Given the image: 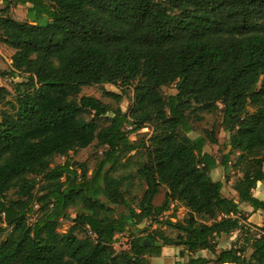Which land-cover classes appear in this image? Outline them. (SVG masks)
Listing matches in <instances>:
<instances>
[{
	"label": "trees",
	"instance_id": "trees-1",
	"mask_svg": "<svg viewBox=\"0 0 264 264\" xmlns=\"http://www.w3.org/2000/svg\"><path fill=\"white\" fill-rule=\"evenodd\" d=\"M3 5L0 43L15 53L0 79L20 74L26 80L13 84L14 101L0 88V264H150L164 247L180 248L187 264H264V225L251 233L240 209L248 204L264 212L254 195L264 184V0ZM18 6L28 7L29 22L9 15ZM104 85L133 88L127 112L81 96L83 87ZM104 94L117 104L124 98ZM204 113L221 115L229 134L220 164L205 152V137L189 136ZM145 128L148 140L130 139ZM94 144L102 158L91 174L70 159L54 166L57 157ZM120 166L136 169L129 180L145 186L136 205L126 198L129 189H121L123 179L113 176ZM219 167L225 181L211 176ZM231 170L241 173L233 185L239 203L223 193ZM162 189L165 201L155 206ZM11 192L15 199H8ZM173 202L188 210L186 218L160 221ZM72 207L76 217L61 233ZM147 220L177 237L154 230L118 252L117 236L134 237ZM236 232L242 246L218 252L220 240Z\"/></svg>",
	"mask_w": 264,
	"mask_h": 264
},
{
	"label": "rangeland",
	"instance_id": "rangeland-1",
	"mask_svg": "<svg viewBox=\"0 0 264 264\" xmlns=\"http://www.w3.org/2000/svg\"><path fill=\"white\" fill-rule=\"evenodd\" d=\"M4 8L3 0H0V10ZM9 15L16 21L26 23L29 22L28 17V7L27 6H18L15 8H12L9 12ZM15 53V50L8 47L7 45L0 43V72H9L12 67V57ZM26 80L25 75H20L16 77H11L9 75L4 76L0 79V88H6L9 90L12 94L8 96L7 100L14 101V92H13V84L20 83ZM105 91L114 92L118 94H123L124 98L123 100L117 104L113 99L106 96L104 94ZM165 94L174 93L175 89H164L163 90ZM81 96H92L99 100H101L104 104L110 105L111 108H121L123 112H127L131 102L133 100V88L132 89H126L125 92L116 86L113 85H104V86H86L82 88V94ZM203 116V120L201 122L192 121L193 129L194 131L189 135L192 139H197L198 137H205L208 140L207 146L205 147V152L210 153L220 164L225 154H227L230 150L228 147L229 144V134L224 131V129L221 126V115L219 114H201ZM127 130H131L130 127H127ZM151 131L147 128L143 129L140 132L130 134V139L132 141H141L145 138V141L148 140L150 137ZM215 141L217 144H215ZM142 156V152L139 153H133L132 154V160H136L137 158ZM102 158V149H98L96 144L92 145L91 147L77 151L75 153H71L68 158L65 157H57L54 161V166L64 164L67 159L73 160L74 162L79 163H85L89 170L90 174L95 169L97 162ZM232 163L236 161V155H233L231 157ZM125 164H129V159L124 160ZM129 166V165H128ZM128 166H120L117 171L114 172L113 176L115 178L123 179V185L121 186V189L125 192L127 189H129V193H126V198L129 200H132L133 205H136L138 200H140L143 196L145 186L143 183H140L138 179L129 180V173L132 171V173L135 174L136 169H132ZM220 170V173H214L213 179H218L219 177L224 179L227 173L223 171L221 167L218 168ZM230 177V182L232 181L233 184L238 180V178L241 176V173L235 170H231L228 174ZM225 192H231V185L229 183L225 184ZM110 193L114 194L115 189L109 188ZM165 194L166 190L162 189L161 193L155 198L154 205L155 206H161L165 201ZM16 195L11 192L8 195V199H15ZM178 206V203L173 202L170 206V210L167 211L162 218H160V221H166V220H172L173 222L176 221H183L188 213V210L185 207H182L181 205ZM178 208L177 210L175 208ZM37 209V208H36ZM123 208H120L119 211H122ZM78 212V208L72 207L69 210V219L61 220L59 225V232L65 233L68 231V229L73 224V219L76 217V214ZM245 216V215H244ZM34 220V219H33ZM247 220V219H246ZM246 224L248 226H251L252 228L259 229L260 227L256 226L254 223L249 222L247 220ZM0 227H3L0 223ZM5 228V227H4ZM145 230V231H143ZM147 230V231H146ZM154 230H162V232L170 237V238H176L178 235V232L176 230H173L167 226H162L160 224L153 223L151 220L144 221L138 229L134 232V237H131L127 234L126 238H124L122 241L123 243L119 246H117L118 252H124L130 250L131 243L134 238L137 237H144L147 236L150 232ZM243 236L240 232H236L232 234L227 240L230 242L229 247H232L233 243L238 242L240 246H242ZM249 249V248H248ZM250 249L248 250V254H250ZM203 253L206 254L204 251ZM202 253V255H204ZM156 264H163V262H158Z\"/></svg>",
	"mask_w": 264,
	"mask_h": 264
},
{
	"label": "crops",
	"instance_id": "crops-1",
	"mask_svg": "<svg viewBox=\"0 0 264 264\" xmlns=\"http://www.w3.org/2000/svg\"><path fill=\"white\" fill-rule=\"evenodd\" d=\"M214 173L218 174L220 173V170H218V168L215 169L211 173L212 178H213ZM214 180L219 181L221 180V178L219 177L218 179H214ZM223 180L224 179H222L221 181ZM229 185H231L232 187L231 192L226 193L225 188H224L223 189L224 195H230V196L235 197L236 202L239 203L238 195L233 188V185H234L233 182L232 181L229 182ZM254 195L258 199L264 201V184L262 183L258 184L257 189L254 191ZM240 209L249 222L254 223L258 227H262L264 225V212L263 211H254V209L248 204H241ZM247 220H243V223L246 224ZM228 244H230V242L227 239L225 238L221 239L219 243V247H218V252H220L221 250L230 248ZM180 250L181 249L177 247H164L162 249L161 256L157 258H152L150 260V264H156L161 261L163 262V264H187V262L180 257ZM203 254L205 255V253Z\"/></svg>",
	"mask_w": 264,
	"mask_h": 264
},
{
	"label": "built area",
	"instance_id": "built-area-1",
	"mask_svg": "<svg viewBox=\"0 0 264 264\" xmlns=\"http://www.w3.org/2000/svg\"><path fill=\"white\" fill-rule=\"evenodd\" d=\"M246 225V228L251 232V233H259V229H255V228H252L251 226H248L247 224ZM127 234L126 233H122V234H119L116 238V243L114 245L115 249H117V246L121 245L123 243V239L126 238Z\"/></svg>",
	"mask_w": 264,
	"mask_h": 264
}]
</instances>
